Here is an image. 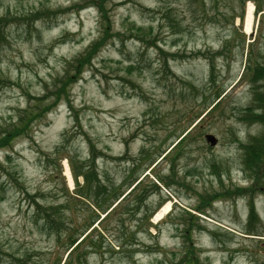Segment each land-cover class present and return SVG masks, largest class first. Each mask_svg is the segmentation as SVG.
I'll use <instances>...</instances> for the list:
<instances>
[{
    "label": "rangeland",
    "instance_id": "obj_1",
    "mask_svg": "<svg viewBox=\"0 0 264 264\" xmlns=\"http://www.w3.org/2000/svg\"><path fill=\"white\" fill-rule=\"evenodd\" d=\"M86 1L0 0V125L50 96L64 74L71 84L58 86L69 89L73 108L45 99L42 106L51 109L0 150V264H61L66 237L77 236L90 213L75 202L67 155L81 171L92 149L105 187L125 189L145 176L148 199L134 203L129 195L94 228L87 242L96 248L82 252L85 264H177L186 213L194 220L190 239L199 264H264V192L252 194L261 237L247 234L250 201L237 192L250 184L238 142L264 134L241 115L252 100L244 66L264 54V0H103L111 38L78 75L67 63L101 37L99 9L79 11ZM217 93L223 97L217 108L183 149L166 155ZM206 134L217 139L215 147ZM160 178L170 185L156 184ZM199 195L208 201L200 204ZM48 205L63 207L54 216L66 233L58 241L38 216ZM164 206L168 212L155 219Z\"/></svg>",
    "mask_w": 264,
    "mask_h": 264
},
{
    "label": "trees",
    "instance_id": "obj_2",
    "mask_svg": "<svg viewBox=\"0 0 264 264\" xmlns=\"http://www.w3.org/2000/svg\"><path fill=\"white\" fill-rule=\"evenodd\" d=\"M102 1L103 0H89L88 2L86 1L81 8H79V11L91 6L99 9L101 13V37L91 45L86 53L74 59L73 62L67 63V65L72 69L78 70V75L83 70L84 66H87L88 63H90V60L93 58L95 53L100 48L105 46L106 42H108L109 38H111L110 21L107 14L103 13L102 11ZM258 11H261L259 7ZM39 16L40 15L37 14V19ZM242 21L243 20L241 17L240 22L242 23ZM1 40H3V34L0 30V42ZM257 54L258 55L255 57V60L252 63L249 62L250 59L248 60V62L246 63L247 65L244 66L243 73L241 75V77H247L248 86L252 95L251 104L247 108L241 110V115L243 120L248 121L250 118L252 124H259L264 129V54ZM66 73H68V70L66 71ZM77 76L74 78L73 83L77 81ZM62 79H58L53 83L54 87L52 94L48 97H45V99L55 98L56 103H58L59 101H64L69 106L70 110H73L69 95L67 94L69 89L64 91L63 88L66 87L58 86L59 84H61L62 86H69L71 84V81L68 78L67 74H64ZM0 82L2 81L0 80ZM60 97L63 98L60 99ZM222 98L223 97L220 96V93H217L213 102L215 104L211 108L209 107L205 109L195 118L191 126L181 136L178 137L176 144L171 147L166 155L174 150L175 147H177L175 150L183 149L184 144L187 143L188 138L190 137L189 134L192 132V129H194L211 110L217 108L218 103L222 100ZM45 99H37L39 104H35L33 107L29 106L19 111L17 116L14 117L13 120H11V118L9 119V125L6 124V127H2L0 125V150L10 147L14 140L19 136H25L26 133L31 130L33 122L37 120L41 115L48 112L49 109H51L50 106H42ZM249 139H251L250 142L247 141L243 143L242 141H239L238 145L239 149H242L243 152L245 151L242 155V164L244 166L243 171L250 181V184L247 188L238 189L237 192L239 194L241 193L242 196L246 195L250 201L246 223L248 228L247 234L261 237L262 235H260L254 225L255 222L257 223L259 217L255 212L254 204L252 205L254 198L252 194L255 193L258 189L260 190V193L264 192V134L260 138L249 137ZM253 143H257L259 145ZM93 157L94 149L91 150L90 157L86 162L83 170L79 171L75 168H72L73 157L67 155V161L69 163V166H71L73 179L76 186V190H74V197L76 198L75 202H78V199L81 200L80 204H83L85 208L90 211V213L88 219H85L86 222L83 226V230L81 226L78 229L79 231L76 234L77 236L69 235L68 237H66L67 243L64 253L67 254V257L64 261V264H85L84 262H86V254L82 252L87 249H90L91 251L96 248V244L92 240L87 242L91 237L90 234L94 230L95 226L109 221V219L116 212L120 211L122 205L125 203V199L129 195H133L134 198L132 200L134 203L146 202V200L148 199V195L146 196V187L143 181L145 176L143 178H141V176L132 178L125 189H122L121 187H111L112 184L108 186L109 188L105 187V185H103L104 182L100 178V174L93 167ZM79 178H82L81 183L79 181ZM156 180L157 182H161L166 186L170 185L167 184V178H160V180ZM149 186L151 188H154L155 190L158 189V187L153 183L149 184ZM206 198L207 197L201 200V195H199L200 204L208 201L206 200ZM163 201L158 204L156 209L152 210L148 214L146 220H149L154 215L156 210L164 203ZM66 202H69V200H66ZM88 206L92 208L90 209L88 208ZM61 209H63L62 206L48 205L41 209V211L37 210L38 216L40 217V222L42 223L45 233L48 236L54 237L57 241L61 237V235L59 234L66 235V233L60 232L58 230V227L55 225V222L58 221V219H54V216L60 214L62 211ZM186 214L188 218L186 221L187 227L183 229L184 232L182 234V238L185 240L184 248L177 264H199L200 261L198 250L196 249L193 241L190 239L192 233L194 232V227L192 226L194 220L192 221L193 217H191V215H189L188 213ZM101 215H103V217L100 220ZM136 226L137 229L140 228L139 224H137ZM155 229H158V227L155 226ZM81 248L82 250H80Z\"/></svg>",
    "mask_w": 264,
    "mask_h": 264
},
{
    "label": "bare ground",
    "instance_id": "obj_3",
    "mask_svg": "<svg viewBox=\"0 0 264 264\" xmlns=\"http://www.w3.org/2000/svg\"><path fill=\"white\" fill-rule=\"evenodd\" d=\"M251 18H252V6L249 5L247 7V10H246V17H245V21H244V31L246 33H249L251 31ZM67 167V166H66ZM66 171H67V175H69V171L68 169L66 168ZM167 207L168 206H164L160 209V211L156 214L155 216V219H158V217L161 215V214H165L167 211ZM160 219V218H159Z\"/></svg>",
    "mask_w": 264,
    "mask_h": 264
},
{
    "label": "water",
    "instance_id": "obj_4",
    "mask_svg": "<svg viewBox=\"0 0 264 264\" xmlns=\"http://www.w3.org/2000/svg\"><path fill=\"white\" fill-rule=\"evenodd\" d=\"M205 139H206V142H207L211 147H213V146L216 145L217 140H216V138H215L213 135H211V134H207V135L205 136Z\"/></svg>",
    "mask_w": 264,
    "mask_h": 264
}]
</instances>
